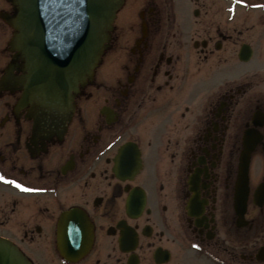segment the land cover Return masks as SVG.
<instances>
[{"label": "flooded vegetation", "instance_id": "af4514ba", "mask_svg": "<svg viewBox=\"0 0 264 264\" xmlns=\"http://www.w3.org/2000/svg\"><path fill=\"white\" fill-rule=\"evenodd\" d=\"M128 1L58 121L18 104L0 0V236L33 264H264V0ZM69 210L80 258L56 250Z\"/></svg>", "mask_w": 264, "mask_h": 264}, {"label": "water", "instance_id": "95a60500", "mask_svg": "<svg viewBox=\"0 0 264 264\" xmlns=\"http://www.w3.org/2000/svg\"><path fill=\"white\" fill-rule=\"evenodd\" d=\"M15 14L10 41L26 62L27 98L65 107L77 85L90 76L122 0H11ZM32 96V97H31ZM248 146L240 157L239 193L245 195ZM64 217V215H63ZM62 254L66 249H61ZM84 250V249H83ZM81 249L78 253L81 254ZM0 264H31L20 250L0 237Z\"/></svg>", "mask_w": 264, "mask_h": 264}, {"label": "rangeland", "instance_id": "374dc122", "mask_svg": "<svg viewBox=\"0 0 264 264\" xmlns=\"http://www.w3.org/2000/svg\"><path fill=\"white\" fill-rule=\"evenodd\" d=\"M128 6H129V3L127 2V4H125V6L120 10L119 16L124 14L125 12H128V10H129Z\"/></svg>", "mask_w": 264, "mask_h": 264}, {"label": "snow or ice", "instance_id": "6c2138e0", "mask_svg": "<svg viewBox=\"0 0 264 264\" xmlns=\"http://www.w3.org/2000/svg\"><path fill=\"white\" fill-rule=\"evenodd\" d=\"M0 179H3V177H0ZM11 183L16 184L15 181H12ZM16 186H17V187H21V185H19V184H16Z\"/></svg>", "mask_w": 264, "mask_h": 264}]
</instances>
